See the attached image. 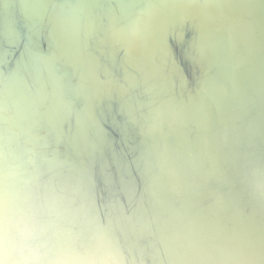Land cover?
Returning a JSON list of instances; mask_svg holds the SVG:
<instances>
[{
	"label": "water",
	"instance_id": "water-1",
	"mask_svg": "<svg viewBox=\"0 0 264 264\" xmlns=\"http://www.w3.org/2000/svg\"><path fill=\"white\" fill-rule=\"evenodd\" d=\"M0 264H264V0H0Z\"/></svg>",
	"mask_w": 264,
	"mask_h": 264
},
{
	"label": "bare ground",
	"instance_id": "bare-ground-1",
	"mask_svg": "<svg viewBox=\"0 0 264 264\" xmlns=\"http://www.w3.org/2000/svg\"><path fill=\"white\" fill-rule=\"evenodd\" d=\"M135 192H137L136 194H139L141 191L140 190H136Z\"/></svg>",
	"mask_w": 264,
	"mask_h": 264
}]
</instances>
